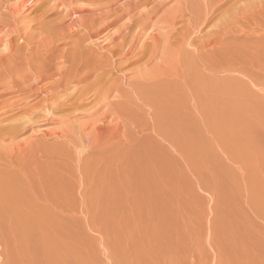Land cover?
Instances as JSON below:
<instances>
[{"label": "rangeland", "instance_id": "374dc122", "mask_svg": "<svg viewBox=\"0 0 264 264\" xmlns=\"http://www.w3.org/2000/svg\"><path fill=\"white\" fill-rule=\"evenodd\" d=\"M49 1L0 0V57L21 50L19 75L59 71L55 38L101 0H68L88 11L61 23L69 5ZM232 1L167 0L115 70L81 84V108L30 121L12 103L44 93L0 78V264H264V0ZM116 26L87 41L98 56Z\"/></svg>", "mask_w": 264, "mask_h": 264}, {"label": "bare ground", "instance_id": "6f19581e", "mask_svg": "<svg viewBox=\"0 0 264 264\" xmlns=\"http://www.w3.org/2000/svg\"><path fill=\"white\" fill-rule=\"evenodd\" d=\"M8 0H2V2H6ZM72 1V0H71ZM71 1L68 0H50L48 5H52L53 8L57 9L60 5H62L63 3H66V5H69V8H67L66 10H60V16H59V21L60 23L63 22V20L68 17L71 16L72 14V10L73 13L77 12L78 10H87L86 8L83 9H77V7H74V5L72 4ZM122 0H101L100 2H98V6L97 8H92L90 9V16L88 14V18H90L91 20V24L89 25V23H87V18H82V16L78 17V18H73L71 23L69 25H67L66 27L69 28L68 32L64 31L63 33H59V37L58 39H56L55 42V49H54V56L57 58H60L62 60H57L58 61V65L57 68H59V71L52 73L50 72V70L48 68H45L44 66H40L38 68L33 69L31 74L28 75H19V71L18 70V58L16 56H18V54L20 55L22 53H19V49H11L9 51L8 54L0 57V78H5L7 79L8 77V71L12 72V75L14 74H18L19 77L17 78H12L9 82L10 87H6L7 90H12L14 89L16 91V93H29L32 91H41L44 93V95L37 100L36 102L30 104V105H26L28 101H24L27 98L33 96L34 94H27L28 96L24 97V98H20L17 101H15L12 104L14 105L15 109H18V113L23 115L24 117H26V119L28 118L29 120L33 117V112L38 109V111L41 110H48L50 105H60V108H64V107H74V108H78L81 104L82 101H88L87 99L89 98V88L86 87L85 89L82 87H84L81 84H85L90 78L97 77L101 79V77H105L106 74H99V72L103 71L106 67H114L117 62L124 58L127 55H130L133 52V49L135 47L137 37L140 36L142 34V31H144V29H148V27L151 25V23L155 22L154 20L158 18V15H161L160 12H164L165 15V11L164 7H165V3L167 0H126L124 2H122V4L120 3V5L117 7V3L121 2ZM234 1V0H233ZM232 1V2H233ZM169 2V1H168ZM15 3V2H14ZM44 3V2H43ZM53 3V4H52ZM78 5V4H77ZM83 5V4H82ZM81 5V6H82ZM116 8H109L111 6H114ZM174 5V4H173ZM196 6V5H195ZM194 6V7H195ZM205 6V5H204ZM213 6V5H212ZM234 7V6H233ZM61 8H63L61 6ZM106 8L108 10H106ZM229 8V7H228ZM263 8V7H262ZM116 9V11H115ZM227 9V8H226ZM102 11L97 13L98 11ZM164 10V11H163ZM229 10V9H228ZM114 11L115 12V17L114 19L112 18V20H109L110 18V12ZM172 11V9H171ZM193 11V10H192ZM173 12V11H172ZM177 12V11H176ZM210 12V11H209ZM44 13V12H43ZM54 13V12H53ZM170 12H166V14L168 15ZM212 13V12H211ZM218 13V12H217ZM233 13V11H232ZM77 14V13H76ZM175 14V13H174ZM173 14V15H174ZM204 14V13H203ZM125 15H129V20H127L126 17H124ZM163 15V16H164ZM176 15V14H175ZM184 15V14H183ZM194 15V14H193ZM200 15V14H199ZM198 15V16H199ZM84 16V15H83ZM225 16V15H224ZM229 16V15H228ZM235 16V15H234ZM75 17V16H74ZM161 17V16H160ZM196 17V16H195ZM201 17V16H199ZM197 18V20L194 22L195 25L198 24V22L200 21V18ZM221 17V16H220ZM245 17V15H244ZM54 18V17H53ZM71 18V17H70ZM125 18L126 22H122V19ZM163 19V17H161ZM224 18V17H223ZM123 19V20H125ZM167 19V18H166ZM222 19V18H221ZM14 20V19H13ZM48 20V19H47ZM175 20V19H174ZM213 20V19H212ZM231 20V19H230ZM53 21V20H52ZM96 21H105V25L103 28H96L95 27V22ZM161 21V20H160ZM220 21V20H219ZM229 21V20H228ZM167 22V21H166ZM170 22V21H168ZM175 22V21H174ZM192 22V23H193ZM58 22H56L55 24H57ZM156 24L158 23V21L155 22ZM154 23V25L156 26V24ZM178 23V22H177ZM190 23V22H189ZM191 23V24H192ZM35 24V23H34ZM46 24V23H45ZM80 25L81 28L76 29V25ZM173 24V22H172ZM190 24V25H191ZM58 25H64V24H58ZM112 25H117L116 28H118V31L116 30L115 33L111 34V36H113L114 34H116L115 37H110L112 42L109 43L108 46H106V48H104L105 50H107L106 53H104L101 56H98V52L97 50H92L91 46H89V44L87 43V41L89 39H92L95 36H99L101 33L104 32V30ZM176 25V24H175ZM187 25V24H186ZM185 25V26H186ZM195 25H192V27H194ZM29 26V25H28ZM69 26V27H68ZM164 26V25H163ZM189 26V25H187ZM186 26V27H187ZM198 26V25H197ZM212 26V25H211ZM55 27V26H54ZM135 27L136 30L138 31L137 34H134L131 36V38L129 39L127 36L129 34V32L131 31V29ZM191 27V26H189ZM191 27V28H192ZM219 27V26H218ZM37 28V27H36ZM61 28V27H60ZM64 28V26H63ZM183 28V27H182ZM188 28V27H187ZM215 28V27H214ZM49 29V28H48ZM190 30V28H188ZM186 29L184 31V33L188 32L189 30ZM52 30V28H51ZM108 30V29H106ZM135 30V29H134ZM183 29H181L180 31H182ZM193 30V29H192ZM198 30V28H197ZM42 31V30H41ZM40 31V32H41ZM54 31V30H53ZM175 31V30H174ZM133 32V31H132ZM145 32V31H144ZM179 32V31H178ZM183 32V31H182ZM141 33V34H140ZM149 33V32H148ZM155 33V32H154ZM214 33V32H213ZM220 33V32H219ZM105 34V33H104ZM144 34V33H143ZM180 34V32H179ZM195 34V33H194ZM46 35V33L44 34V36ZM131 35V34H130ZM187 35V33L185 34ZM190 35V34H189ZM217 35V34H216ZM22 36V35H21ZM50 36H52V34H50ZM177 36V35H176ZM25 37V36H24ZM23 37V38H24ZM46 37V36H45ZM130 37V36H129ZM187 37V36H185ZM212 37V36H211ZM49 38V37H48ZM171 38V37H170ZM97 39V38H95ZM94 39V40H95ZM109 39V38H108ZM107 39V40H108ZM175 39V37H174ZM196 39V38H195ZM52 40V38H51ZM157 40V38H156ZM154 39V41H156ZM169 40V39H168ZM171 40V39H170ZM213 40V39H212ZM49 41V40H48ZM60 41V42H59ZM96 41V40H95ZM110 40H108L109 42ZM195 41V40H194ZM205 41V40H204ZM22 42V41H21ZM53 42V41H51ZM59 42V43H58ZM90 43V41H88ZM92 42V41H91ZM159 42V40H158ZM210 42V41H209ZM213 42V41H212ZM97 43V41H96ZM100 43V41H99ZM157 43V42H156ZM49 44V43H48ZM93 44V43H92ZM108 44V43H107ZM203 44V43H202ZM209 44V43H208ZM2 45V44H1ZM31 45V44H28ZM50 45V44H49ZM102 45V44H101ZM214 45V44H213ZM97 46V45H95ZM148 46V45H147ZM20 49L22 48L21 45L19 46ZM41 47V46H40ZM50 47V46H49ZM128 47V48H127ZM137 47V46H136ZM145 47V46H144ZM208 47V46H207ZM5 48V46H4ZM10 48V47H9ZM15 48V47H14ZM27 48V47H25ZM37 48V47H36ZM42 48V47H41ZM52 48V46L50 47V49ZM100 48V47H99ZM154 48V47H153ZM6 49V48H5ZM23 49V48H22ZM49 49V50H50ZM53 49V48H52ZM51 49V51H53ZM94 49V47H93ZM98 49V47H97ZM103 49V50H104ZM190 49V48H188ZM27 50V49H25ZM46 50V49H45ZM48 50V49H47ZM102 50V49H101ZM6 51V50H5ZM138 51V50H137ZM160 51V50H159ZM26 52V51H25ZM46 52V51H44ZM50 52V51H49ZM204 52V50H203ZM51 53V52H50ZM102 53V52H101ZM47 54V53H46ZM195 54V53H194ZM30 55V54H29ZM33 55V54H32ZM26 56V55H25ZM17 58V61H16ZM22 58V56H21ZM28 57H26L27 59ZM34 60V57H32ZM47 58V57H46ZM154 58V57H153ZM29 59V58H28ZM41 59V58H40ZM39 59V60H40ZM53 60V59H52ZM30 60H27V62H29ZM23 62V61H22ZM34 62V61H32ZM43 62V60H42ZM48 62V61H47ZM53 62V61H52ZM56 62V61H55ZM70 62V63H69ZM21 63V62H20ZM30 63V62H29ZM28 63V64H29ZM40 63V62H39ZM67 69L62 70V68L67 64ZM42 64V63H41ZM145 66V65H144ZM66 67V66H65ZM28 68V67H27ZM51 68V67H50ZM31 69V68H30ZM29 69V70H30ZM113 69V68H112ZM111 69V70H112ZM110 70V69H109ZM115 70V69H113ZM11 74V73H9ZM64 80L66 81L65 83ZM99 80V79H98ZM106 80V79H105ZM3 81V80H2ZM94 81V80H91ZM108 81V80H107ZM111 81V80H110ZM77 83L76 85H73L74 83ZM111 83V82H110ZM47 84H49L48 86H46ZM88 84V83H87ZM81 85V86H78ZM92 85V84H90ZM94 85V83H93ZM110 85V84H109ZM108 85V86H109ZM4 84H0V88L3 87ZM75 86L73 89H71L72 91H70V87ZM89 86V84H88ZM114 86V85H113ZM112 86V88H113ZM91 87V86H90ZM111 87V86H110ZM106 88V87H105ZM96 89V88H95ZM109 92H110V88ZM107 89V90H108ZM2 90V89H1ZM5 90V88H4ZM64 91L65 94L61 95V92ZM79 91V92H78ZM96 91V90H95ZM1 92V91H0ZM4 92V91H3ZM13 92V91H12ZM78 92V93H77ZM91 92V91H90ZM94 92V90L92 91ZM106 93V91H103V93ZM102 93V92H101ZM105 93L102 94L105 96ZM4 93L0 94V99H2ZM78 94L77 99L75 100V102H73L72 104H66L65 102L68 100L67 98L72 97L73 95ZM93 94V93H92ZM95 94V92H94ZM100 94V93H99ZM5 95V94H4ZM103 96V97H104ZM52 97H57L55 98L56 100L53 103H50V100L54 99ZM64 97V98H63ZM91 97V96H90ZM102 97V98H103ZM100 98V96H99ZM67 99V100H65ZM70 99V98H69ZM105 99V98H103ZM107 99V97H106ZM105 99V100H106ZM71 100V99H70ZM104 100V101H105ZM73 101V100H72ZM85 101V102H86ZM94 101L97 102V99ZM103 101V100H102ZM103 101V102H104ZM108 101V100H107ZM147 101V100H146ZM100 102V101H99ZM1 103V102H0ZM3 103V102H2ZM83 104V103H82ZM100 104V103H99ZM98 104V105H99ZM102 104V102H101ZM4 105V104H3ZM26 105V106H25ZM117 105V104H115ZM114 105V106H115ZM9 106V105H8ZM25 106V107H24ZM51 106V107H52ZM82 106V105H81ZM50 107V108H51ZM57 107V106H56ZM95 107V105H94ZM107 107V106H106ZM81 108V107H79ZM41 109V110H40ZM46 109V110H45ZM65 109V108H64ZM97 109V108H96ZM131 109V108H130ZM74 111V109H72ZM132 110V109H131ZM16 111V110H15ZM88 111V110H87ZM72 112V111H71ZM79 112V109H78ZM77 112V113H78ZM82 112V110L80 111ZM105 112V111H104ZM129 112V111H128ZM39 113V112H38ZM50 113V110H49ZM56 113V112H55ZM76 113V114H77ZM87 113V112H86ZM101 113V112H100ZM123 113V112H122ZM75 114V116H76ZM79 114V113H78ZM49 115V114H48ZM68 115V114H67ZM72 115L74 116V114L72 113ZM69 115V116H72ZM16 117L18 115H15ZM55 117V116H54ZM66 118V115L64 116ZM21 118H23L21 116ZM49 118V117H48ZM73 118V117H71ZM81 118V117H80ZM70 119V117H69ZM68 119V120H69ZM90 119V118H89ZM22 121V120H21ZM26 121V120H24ZM31 121V120H30ZM71 121V120H69ZM18 122V121H17ZM45 122V121H43ZM72 122V121H71ZM89 122V121H88ZM20 123V122H19ZM23 123V121H22ZM116 123V122H115ZM21 124V123H20ZM25 125V122L23 123ZM38 124V123H37ZM67 124V123H66ZM17 125V124H16ZM19 125V124H18ZM23 125V126H24ZM34 125V124H33ZM82 125V124H81ZM134 125V124H133ZM71 126V125H70ZM74 126V125H73ZM97 126V125H96ZM93 127V126H92ZM17 128V127H16ZM70 128V127H69ZM27 129V128H26ZM89 129V128H88ZM11 131V130H10ZM61 131V130H60ZM101 131V130H100ZM103 131V130H102ZM107 131V130H106ZM76 132V131H75ZM109 133V132H108ZM56 134V133H55ZM61 134V133H60ZM87 134V133H86ZM83 135V134H82ZM67 137V136H66ZM119 138V137H118ZM117 141V140H116ZM89 142V141H88ZM99 145V144H98ZM22 147V146H21ZM70 149V148H69ZM18 150V149H17ZM44 152V151H43ZM85 152V151H84ZM51 153V152H49ZM79 153V152H78ZM45 157V156H44ZM60 157V156H59ZM62 162V161H60ZM29 164V162H28ZM19 165V164H18ZM87 174V173H86ZM78 177V175H77ZM20 182V181H19ZM12 190V189H11Z\"/></svg>", "mask_w": 264, "mask_h": 264}]
</instances>
